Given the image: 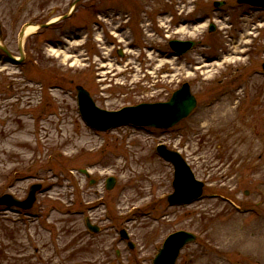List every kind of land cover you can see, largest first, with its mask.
<instances>
[{
    "label": "rangeland",
    "instance_id": "374dc122",
    "mask_svg": "<svg viewBox=\"0 0 264 264\" xmlns=\"http://www.w3.org/2000/svg\"><path fill=\"white\" fill-rule=\"evenodd\" d=\"M70 1L40 12V0H0L11 55L19 59L24 25L65 15ZM53 9L60 12L50 17ZM127 9L132 31L119 36ZM158 13L168 41L198 43L183 59L166 58ZM84 25L94 33L85 48ZM36 33L24 39L22 64L0 52V196L24 200L41 186L32 216L0 207V264H152L180 230L197 242L177 264H264V11L237 0H83L70 18ZM184 83L197 107L167 131L97 132L79 114L77 86L100 109L118 111L165 102ZM159 144L179 152L204 183L200 201L168 206L174 172ZM108 177L117 179L111 191ZM85 215L99 234L86 232Z\"/></svg>",
    "mask_w": 264,
    "mask_h": 264
},
{
    "label": "water",
    "instance_id": "95a60500",
    "mask_svg": "<svg viewBox=\"0 0 264 264\" xmlns=\"http://www.w3.org/2000/svg\"><path fill=\"white\" fill-rule=\"evenodd\" d=\"M238 2L240 4H249L264 9V0H238ZM221 5V3L216 4L217 7ZM27 27L28 25L22 29L19 35V50L22 59L24 58L22 41ZM210 31H214L213 26ZM171 46L176 54L181 55L187 53L194 46V43L172 42ZM0 49L5 52L12 61L17 62L4 46L0 45ZM77 91L79 107L83 119L89 126L102 131L126 125L169 129L187 118L197 105L196 99L192 95L188 84L183 85L180 90L176 91L167 103L145 104L137 107L125 108L115 113H109L98 109L89 94L82 87H77ZM159 153L166 160L171 162L175 168V180L173 183L175 192L168 198L169 203L171 205H183L192 203L201 198L204 184L195 179L191 168L181 155L177 152L169 151L164 146L159 147ZM114 184L115 181L110 179L107 184V189H112ZM40 188V186L32 187L26 202H20L10 195H4L0 197V205L17 206L25 209L30 208L35 202V195ZM91 229L94 232L98 231V229L94 227ZM195 240L196 237L194 235L186 232L173 234L165 242L163 249L160 250L153 264H175L180 250L186 244L194 242Z\"/></svg>",
    "mask_w": 264,
    "mask_h": 264
},
{
    "label": "flooded vegetation",
    "instance_id": "af4514ba",
    "mask_svg": "<svg viewBox=\"0 0 264 264\" xmlns=\"http://www.w3.org/2000/svg\"><path fill=\"white\" fill-rule=\"evenodd\" d=\"M54 1H58V0H40V4H39V10H40V12H44L45 10H46V8L48 7V5L49 4H51L52 2H54ZM60 1V0H59ZM79 1L80 0H78L77 1V5H78V3H79ZM82 8H84V9H87L89 6L87 5V6H81ZM135 7V6H134ZM166 6H164V7H161V10H164V8H165ZM93 8V7H92ZM123 7H118V9H119V11L122 9ZM101 9V8H100ZM99 9V10H100ZM60 9H57V10H55V11H50V17H52V15H54L55 13H58V12H60L59 11ZM93 10H94V8H93ZM96 11H97V9H95ZM102 10V9H101ZM101 12V11H100ZM100 12H98V13H100ZM162 12V11H161ZM166 12H168V11H166ZM157 17V23H158V26L161 28V37L163 38V37H165V38H167V41H166V43H167V46H166V49L164 50L165 51V54H167V56L170 54V49H169V41H168V35H166L165 33L166 32H168V28L170 27H168V26H166V30L164 29V27H162L163 26V21H162V19H163V13H158V15L156 16ZM48 19H49V17H45V16H43V15H41L40 14V16L38 17V21H36L37 23H39V24H45V23H47L48 22ZM121 19H122V21H120V23H119V25L116 27V28H118V32H117V34L119 35V36H125V34H126V32H127V30H129V31H132L131 30V27L133 26V13L130 11V10H124V11H122V17H121ZM50 21V20H49ZM124 24V25H123ZM88 25V24H87ZM176 25H178V26H180V24H174V25H172V26H176ZM165 26V25H164ZM84 28H85V25H84ZM87 28V29H86ZM86 28H85V34H84V36H83V38L84 39H86L85 41H84V43H83V48H85V46H86V44H88V42L90 41V39H89V37H90V35L91 36H93L94 37V33L93 32H90V29H88V26H86ZM93 30V29H92ZM116 43H117V41L116 42H114L113 44L114 45H116ZM132 45H134V42H132ZM118 52H117V54L119 55V56H124V50H122V49H120V47L118 46Z\"/></svg>",
    "mask_w": 264,
    "mask_h": 264
},
{
    "label": "bare ground",
    "instance_id": "6f19581e",
    "mask_svg": "<svg viewBox=\"0 0 264 264\" xmlns=\"http://www.w3.org/2000/svg\"><path fill=\"white\" fill-rule=\"evenodd\" d=\"M36 27L35 26H32V27H29L26 31V35H30L32 33H34L36 31Z\"/></svg>",
    "mask_w": 264,
    "mask_h": 264
}]
</instances>
